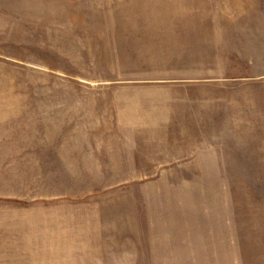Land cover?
Returning a JSON list of instances; mask_svg holds the SVG:
<instances>
[{
    "label": "rangeland",
    "instance_id": "obj_1",
    "mask_svg": "<svg viewBox=\"0 0 264 264\" xmlns=\"http://www.w3.org/2000/svg\"><path fill=\"white\" fill-rule=\"evenodd\" d=\"M0 264H264V0H0Z\"/></svg>",
    "mask_w": 264,
    "mask_h": 264
}]
</instances>
